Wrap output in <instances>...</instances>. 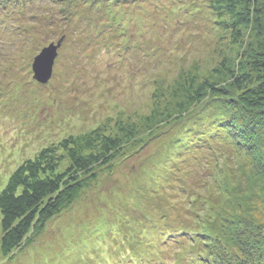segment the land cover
<instances>
[{
  "label": "rangeland",
  "instance_id": "1",
  "mask_svg": "<svg viewBox=\"0 0 264 264\" xmlns=\"http://www.w3.org/2000/svg\"><path fill=\"white\" fill-rule=\"evenodd\" d=\"M212 1L0 0V193L20 165L71 135L124 143L15 258L2 254L0 215V264H134L129 249L138 264H193L202 240L185 251L177 232L206 227L212 244L264 264V246L258 257L247 244L264 238L263 120L230 99L176 98L187 77L214 81L224 56L244 52ZM51 44L60 48L41 84L33 64ZM236 112L250 131L242 145L229 128Z\"/></svg>",
  "mask_w": 264,
  "mask_h": 264
},
{
  "label": "trees",
  "instance_id": "2",
  "mask_svg": "<svg viewBox=\"0 0 264 264\" xmlns=\"http://www.w3.org/2000/svg\"><path fill=\"white\" fill-rule=\"evenodd\" d=\"M211 7L221 20L218 21L219 26L229 31L231 44L241 46L244 52L235 59L224 56L212 70L214 81L197 83L196 78L187 77V83L178 86L179 93L176 98L180 100L186 97L185 106L200 104L215 97L230 99L234 103L238 102L251 116L256 114L264 122V0H213ZM232 91H236V96ZM237 116L236 112L238 121L230 123L229 128L234 140L242 145L250 131L248 127L246 130L240 128L242 119ZM121 130L125 140L132 141L136 136L137 129ZM122 140L119 137L102 135L98 130L80 136L71 135L58 144L43 148L33 159L20 165L0 193L3 256L15 258L26 245H30L33 240L31 233L40 235L50 220L72 207L82 192L98 180L97 169L110 165L124 151ZM64 162L69 166L61 172L59 168ZM180 232L186 236L185 241H182L186 244L181 243L185 245V251H191L199 245V239L202 240L200 252H188L193 264L250 262H245L246 259L240 260L237 254L223 247H217L214 243L213 245V236L207 227L201 230H180L177 233ZM252 233H255L254 230ZM27 241L29 242L26 243ZM247 241V244L254 247L251 248L254 250L253 255L262 257L264 238L259 240L253 236ZM129 252L132 256L126 257L127 262L138 264L139 251L138 256L135 249H129ZM256 262L252 261L250 264ZM175 264H179V261Z\"/></svg>",
  "mask_w": 264,
  "mask_h": 264
},
{
  "label": "water",
  "instance_id": "3",
  "mask_svg": "<svg viewBox=\"0 0 264 264\" xmlns=\"http://www.w3.org/2000/svg\"><path fill=\"white\" fill-rule=\"evenodd\" d=\"M59 48L60 45L56 46L51 44L49 47L45 48L38 57H36L33 64V70L35 73L34 78L41 84H46L47 81L52 77ZM42 63H44V65H42Z\"/></svg>",
  "mask_w": 264,
  "mask_h": 264
},
{
  "label": "bare ground",
  "instance_id": "4",
  "mask_svg": "<svg viewBox=\"0 0 264 264\" xmlns=\"http://www.w3.org/2000/svg\"><path fill=\"white\" fill-rule=\"evenodd\" d=\"M42 65H44V63H42Z\"/></svg>",
  "mask_w": 264,
  "mask_h": 264
}]
</instances>
